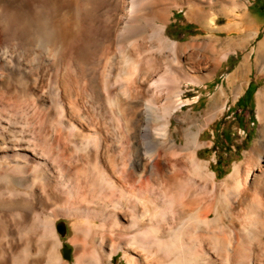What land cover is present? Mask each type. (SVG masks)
I'll return each instance as SVG.
<instances>
[{
    "label": "bare ground",
    "instance_id": "bare-ground-1",
    "mask_svg": "<svg viewBox=\"0 0 264 264\" xmlns=\"http://www.w3.org/2000/svg\"><path fill=\"white\" fill-rule=\"evenodd\" d=\"M233 4L0 0V264H71L60 218L72 264H264V108L222 181L199 152L224 108L178 115L229 59L215 35L251 30ZM184 8L208 38L166 34Z\"/></svg>",
    "mask_w": 264,
    "mask_h": 264
},
{
    "label": "rangeland",
    "instance_id": "rangeland-1",
    "mask_svg": "<svg viewBox=\"0 0 264 264\" xmlns=\"http://www.w3.org/2000/svg\"><path fill=\"white\" fill-rule=\"evenodd\" d=\"M221 6L222 4L214 9L217 16L216 28H223L229 21L220 11ZM233 9L235 17L245 13L251 30L244 36H239L237 28L231 36L225 32L215 35L218 39V49L229 52V59L217 68L211 81L196 87L195 90L184 88L186 93L183 100L189 101L190 105L183 106V112H178L180 116L188 113L185 116L186 122L183 123V126L187 127L194 123H205L210 114L224 108V115L216 118L200 137L205 147L199 152V157L210 163L211 171L217 174V181L224 180L232 172L234 165L242 162L244 154L258 139L263 123L259 119V109L264 108V0H234ZM187 11V8L173 11L174 15L170 19L166 34L179 42H187L194 37L208 38L210 34L203 31L199 22L187 20ZM233 74H236V77L230 80ZM231 81L233 85L228 88ZM224 89L225 94L222 93ZM248 89L250 95L246 94ZM239 100L242 105L247 106H239ZM192 107L193 110L190 111ZM172 123L171 130L174 132L173 128L180 124V121L173 120ZM177 141L182 142L181 139ZM69 224L70 221L64 218L56 222L58 232L60 229L64 232L66 230L60 254H63V249H67L69 259L64 260L72 264L74 247L68 241ZM112 263L125 264L121 254L114 257Z\"/></svg>",
    "mask_w": 264,
    "mask_h": 264
},
{
    "label": "water",
    "instance_id": "water-1",
    "mask_svg": "<svg viewBox=\"0 0 264 264\" xmlns=\"http://www.w3.org/2000/svg\"><path fill=\"white\" fill-rule=\"evenodd\" d=\"M59 227V226H58ZM59 229H60V227H59ZM59 233L60 234H62V235H64V231L63 230H59ZM63 256L65 257V258H69V252H68V250L67 249H63Z\"/></svg>",
    "mask_w": 264,
    "mask_h": 264
},
{
    "label": "trees",
    "instance_id": "trees-1",
    "mask_svg": "<svg viewBox=\"0 0 264 264\" xmlns=\"http://www.w3.org/2000/svg\"><path fill=\"white\" fill-rule=\"evenodd\" d=\"M250 93H251V92H250V89H248V91H247L246 94H249V95H250ZM238 105L241 106V107H246V106H247V104L242 105L240 100L238 101Z\"/></svg>",
    "mask_w": 264,
    "mask_h": 264
}]
</instances>
